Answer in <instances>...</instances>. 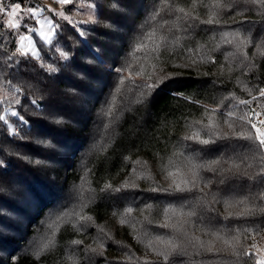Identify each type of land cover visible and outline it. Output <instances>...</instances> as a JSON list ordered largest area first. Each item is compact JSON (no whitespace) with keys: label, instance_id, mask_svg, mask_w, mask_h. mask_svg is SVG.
Wrapping results in <instances>:
<instances>
[{"label":"trees","instance_id":"16d2710c","mask_svg":"<svg viewBox=\"0 0 264 264\" xmlns=\"http://www.w3.org/2000/svg\"><path fill=\"white\" fill-rule=\"evenodd\" d=\"M37 1L6 0L22 6ZM93 2L96 21L83 26L85 33L58 20L57 36L48 48L41 46L40 59L12 57L17 34L0 13V115L9 110L7 124L0 121V264H72L65 245L86 237L91 241L79 248L78 264H254L243 255L206 252L194 238L207 243L215 239L211 233L231 237L239 229L245 246L253 231L259 233L257 242H264V183L259 175L250 178L259 171V159H250L249 142L235 136H214L208 145L184 137L201 127L194 122L207 124L209 116L223 124L229 111L261 110L264 58L257 46L264 47V16L244 0H224L230 7L218 23L182 20L169 30L161 28L162 20L172 25L179 13L162 12L153 19L162 0ZM171 2L191 11L192 0ZM77 3L73 0L69 12ZM196 13L208 18L203 5ZM153 30L155 36L147 39ZM236 33L252 38L240 51L225 42ZM161 35L164 43L157 49ZM142 41L146 47L137 51ZM157 76L167 78L158 83ZM253 96L257 99L247 107L239 104ZM223 130L228 131L226 125ZM202 138L208 136L202 132ZM189 161L220 163L215 171H200L202 180L192 192L150 190L167 188V172L186 171ZM127 208L133 212L125 214ZM67 209H84L94 227L80 232L71 218L53 235L55 246L38 254L30 243L41 223ZM166 209L172 224L180 211L196 213L186 225L187 236L160 226ZM121 219L127 222L121 225ZM157 236L175 237L180 244L168 262L146 248ZM101 238L103 255L87 251ZM216 246L223 248L218 241Z\"/></svg>","mask_w":264,"mask_h":264},{"label":"snow or ice","instance_id":"6c2138e0","mask_svg":"<svg viewBox=\"0 0 264 264\" xmlns=\"http://www.w3.org/2000/svg\"><path fill=\"white\" fill-rule=\"evenodd\" d=\"M57 3L61 6L67 5L72 3V0H57ZM203 5L204 8L208 10V18L201 20L200 16L196 13V9ZM244 5H251L252 7L256 8L261 12V15L264 16V0H244ZM90 7H95V5H90ZM191 11L187 10L185 7L174 5L171 0H162V3L158 10H155L153 12V19H157L161 17L162 12H166L168 14H177L175 15V20L173 21L172 25H169L168 20L163 19L161 28L168 26L169 30H171L172 27L179 26L180 21H189V20H198L202 24L206 25H214L219 22L220 19V13H222L226 8H229L230 6L224 3V0H210L208 4H204L203 0H192L191 2ZM234 7V6H233ZM43 8H36V7H30L27 9L22 8V5L20 3L13 2L10 5H5L4 0H0V13H5L8 17L6 23L9 28L12 29H19L21 27L20 23V15L23 14V12H27L29 14V17L31 18H37V23L40 25L38 29L33 28L29 29V32H37L38 35L42 38L43 41L47 42L48 44L52 43V37L56 34L55 31V24L51 20H44L41 21L38 19L41 12H43ZM51 11H55L56 15L60 16L63 19H68V17L65 16V13L63 11H56L55 9H51ZM87 22V21H86ZM155 30L149 36L147 39L151 40L155 36ZM83 35V33H81ZM232 35V34H229ZM160 44L157 45V49L164 43V37L160 36ZM251 37L244 38L239 33H236L232 40H226V43L234 44L237 51H240L243 47H245L247 44L251 43ZM19 47L16 49L15 52L12 53V57H16L17 55L21 57H34L36 59H40L39 49L35 47V42L32 39L31 35H20L19 36ZM262 44H264V39L261 41ZM146 47L144 42H140L137 45V51H141ZM59 51V49H57ZM258 54L264 58V47L257 46ZM62 56H67V53L61 52ZM235 54V53H234ZM233 54V55H234ZM244 57L247 59V53L244 52ZM195 62V61H194ZM155 65H152L153 73H155ZM50 71H55L49 65ZM144 68L141 67L140 72H143ZM140 72L137 73V75L140 74ZM131 75V73H130ZM166 76H157L156 80L158 83H163L166 79ZM148 80H152V76L147 77ZM147 87L150 89H154L157 87V83H148ZM17 91H20V89H17ZM258 95L259 98L264 99V88L258 89ZM257 99V96H253L252 100H240L239 104L245 105L246 107L251 104L253 101ZM19 103V101H16ZM32 103H36L35 101H32ZM206 107V106H205ZM260 111L255 110H249L245 111L243 113H237L235 110L229 111L227 113L228 119L223 122V124L217 122L214 120L213 116L208 117V123L205 124L203 120L196 121L194 123L201 125V127L197 130H193L190 135H186L184 137L185 140H193L197 141L200 144L208 145L213 143V137L214 136H223L225 138H231L232 136H235L239 139H242L244 141L249 142L248 148L251 153V156L249 157L252 160L259 159L260 166L259 171L250 178H255V175H259L261 177V183H264V105L260 106ZM7 109H5L4 114L0 115V121H4L5 124H7ZM217 109L213 108L211 112L215 114ZM207 113V108H206ZM12 115L19 116L17 112H13ZM234 118V119H233ZM19 119L21 121L24 120L23 116H19ZM226 125L228 131L223 130V126ZM202 132L208 136L207 139L202 138ZM13 134H15V130H13ZM138 163V162H137ZM220 161H209L202 165H195L192 164L191 161L188 162L187 170L183 171L180 167H175L174 170H170L167 172L168 179L171 180V183L168 185L167 188L161 189L159 186L150 189L151 191H180V192H192L193 189L196 188L198 180H202V177L200 176V171L202 169H207L208 171H215V165H218ZM171 164V161H170ZM248 168L252 167V164H248ZM233 168L237 171H242V174L245 176H249V172L244 169H240V165L233 162ZM228 171H231L232 169H227ZM136 169L133 168V172H135ZM179 177V178H178ZM143 178V177H141ZM128 183L126 182L124 184V187H128ZM135 187V185H132ZM106 188H112V185L106 184ZM115 191H119V189H114ZM199 191L203 192L204 189L200 188ZM261 196H264V194H261ZM231 206V205H229ZM262 212H264V208L261 209ZM133 212L132 208H127L125 210V214H130ZM169 210L166 209L164 212V220L165 222L162 223L160 226L165 228H172L174 232H181L185 236L188 235L186 232V225L191 222L190 218L194 216L195 212H189L187 213V216H185V213L183 211L179 212L180 219L177 221V223L172 224L168 222L170 220L169 217ZM232 215V213H230ZM243 215V213H241ZM91 216H85L80 215L79 221L82 222H89L92 221ZM127 221L125 219L120 220V224L123 225ZM151 223V221H149ZM133 228L135 225H132ZM97 229L99 232H104L103 227L97 226ZM145 237H147V233L144 234ZM211 235L215 238L214 240H209L207 243H205L203 240H200L198 237H195L194 239L197 241L199 247L203 249L206 252H220L225 251L228 254L235 256L239 258L241 255L248 257L250 259H254V264H264V243L257 242L256 237L259 235V233L253 231L249 239L252 241L247 246L244 245L242 242V233L239 229L236 230V235H233L231 237L222 236L219 232L211 233ZM139 240V237H137ZM261 239L264 240V235L261 236ZM220 242L223 245V248H218L216 246V242ZM76 245H81L83 241L81 240H75L73 241ZM99 248L101 251L98 253L99 255H103V249L105 248V245L101 243L99 245ZM146 248L150 249L152 253H154L157 257L161 258L162 261L168 262L170 255L174 252H176L180 248V244L177 242V239L175 237H160L157 236L154 239H148ZM87 251H90L92 253H97L96 248H88ZM131 259V257H129ZM78 264V262H77ZM144 264H149L148 261H144ZM152 264H156V262H152Z\"/></svg>","mask_w":264,"mask_h":264},{"label":"rangeland","instance_id":"374dc122","mask_svg":"<svg viewBox=\"0 0 264 264\" xmlns=\"http://www.w3.org/2000/svg\"><path fill=\"white\" fill-rule=\"evenodd\" d=\"M94 0H78L77 6L72 9L71 12L68 10V6L73 3L61 6L57 3V0H38L35 5H26L22 6V8L27 9L30 7H36V8H43V12L40 13L38 19L41 21L44 20H51L55 24V31L56 34L52 37V43L48 44L47 42L43 41L42 38L38 35L37 32H29V29L36 28L38 29L40 25L36 22L37 18H31L29 17V14L25 11L23 12L22 15H20V23L21 27L19 29H13L16 31V43H17V48L19 47L20 41H19V36L20 35H31L33 41L35 42V47L39 49V54H41L42 47L48 48L51 46L57 36V28L59 27V21H65L73 24L80 33H85V29L83 26L89 25L91 23H94L96 21V6L95 7H90V5H95ZM5 5H10L11 3L6 2L4 0ZM51 9H55L56 11H63L65 13V16L68 17V19H63L60 16L56 15L55 11H51ZM3 15V22L5 25L8 27L6 21L8 17L6 16L5 13H1ZM87 21V22H86ZM89 22V23H88ZM12 29V28H10ZM0 98H1V93H0ZM9 111V110H8ZM14 111H12L13 113ZM16 112V111H15ZM10 113V114H12ZM16 129V127H13ZM82 194V191L80 192ZM83 195V194H82ZM78 205H84V204H78ZM74 206V204L72 205ZM69 209H74V207H71ZM69 209L63 211L59 210V214L55 213L50 215L47 219H44V221L41 223L42 228L39 230L38 234L34 236L31 240L30 247L36 248L37 253L40 254L43 252L42 248L44 246H48L47 248L50 249L55 246V243L53 242L52 238L53 235L57 234L59 230L67 225V221L69 219H74V224L75 227L80 231L81 228L85 229H91L94 227V223L92 221L90 222H82L79 221V216L80 215H86L84 212V209L79 210L75 213L69 212ZM40 225V226H41ZM39 226V227H40ZM81 232V231H80ZM90 240L89 237H86L85 239H79L81 241L84 240ZM78 240V239H75ZM74 240V241H75ZM91 241V240H90ZM103 243L106 245V240L100 239L98 243L96 244L95 248L100 252L101 249L99 248V245ZM264 243V242H263ZM83 247V243L81 245H76L74 243H68L65 245V253L67 254V259L70 263L74 264L78 262V253H79V248ZM34 250V249H33Z\"/></svg>","mask_w":264,"mask_h":264},{"label":"built area","instance_id":"2783aa9c","mask_svg":"<svg viewBox=\"0 0 264 264\" xmlns=\"http://www.w3.org/2000/svg\"><path fill=\"white\" fill-rule=\"evenodd\" d=\"M254 110H255V111H259V109H257V108H256V109H254Z\"/></svg>","mask_w":264,"mask_h":264}]
</instances>
